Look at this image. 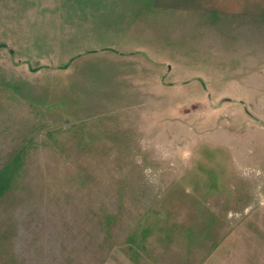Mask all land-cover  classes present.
<instances>
[{"label":"rangeland","instance_id":"rangeland-1","mask_svg":"<svg viewBox=\"0 0 264 264\" xmlns=\"http://www.w3.org/2000/svg\"><path fill=\"white\" fill-rule=\"evenodd\" d=\"M94 1L0 0V264H264V35Z\"/></svg>","mask_w":264,"mask_h":264},{"label":"crops","instance_id":"crops-1","mask_svg":"<svg viewBox=\"0 0 264 264\" xmlns=\"http://www.w3.org/2000/svg\"><path fill=\"white\" fill-rule=\"evenodd\" d=\"M150 1L152 7L158 12L154 13L158 19L153 16L147 18L148 21L155 22L154 24L150 23V25H198L197 27H200V30H210L211 32L222 30L224 35L220 37H224L223 40H225L222 44H232L227 38L234 36L235 33L238 34L239 44H242V40L246 44V39L255 42L264 35V0ZM136 2L140 4V8L135 9L136 15L132 23L128 24L125 21V25H139L142 22L144 15L139 14V12H142V1L137 0ZM47 4L50 5V2L48 1ZM104 4H107L104 0H95L93 5L102 9ZM144 5L146 10L149 7L148 3H144ZM114 7H117V5L115 4ZM161 12L168 15L166 20L159 19ZM131 16L133 15L128 14V17ZM231 31H234V33H231ZM197 78L201 79L199 76ZM239 86L242 87V85Z\"/></svg>","mask_w":264,"mask_h":264}]
</instances>
